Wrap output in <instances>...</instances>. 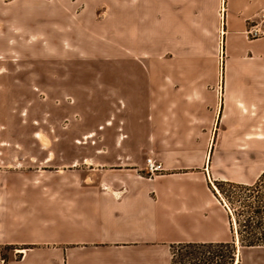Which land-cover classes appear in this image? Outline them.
Segmentation results:
<instances>
[{"label": "crops", "instance_id": "0c3cea01", "mask_svg": "<svg viewBox=\"0 0 264 264\" xmlns=\"http://www.w3.org/2000/svg\"><path fill=\"white\" fill-rule=\"evenodd\" d=\"M225 1L231 56L242 58L250 50L252 58H259L249 69L233 72L242 80L226 85L223 126L228 128L234 116L248 114L258 96L264 105V39L247 44L244 34L246 19L264 0ZM222 2L148 0V23H167L172 14L179 23L211 34ZM152 8L161 10L156 17ZM130 85L137 100L132 111L143 122L137 134L145 139L143 146L127 140L108 146L115 155L77 173L60 167L40 172L0 167V264H171L172 243L232 239L229 211L210 183L252 184L264 171V159L252 163V149L243 144L218 146L216 152L227 155L211 161L209 139L221 112L219 87L200 79ZM246 124L242 133L247 137ZM260 131L264 134V126ZM143 153L166 171L144 172ZM214 162L222 164L221 170H214Z\"/></svg>", "mask_w": 264, "mask_h": 264}, {"label": "rangeland", "instance_id": "374dc122", "mask_svg": "<svg viewBox=\"0 0 264 264\" xmlns=\"http://www.w3.org/2000/svg\"><path fill=\"white\" fill-rule=\"evenodd\" d=\"M147 5L148 0H0V167L77 173L115 155L108 146L124 140L143 146L145 139L137 135L143 122L132 111L137 100L129 88L142 80L215 82L221 112L209 139L211 161L227 155L217 153L218 146L243 144L252 149V163L264 159V138L242 133L245 123L252 134L264 126L259 96L245 117L234 116L223 126L226 85L242 80L233 72L259 62L250 50L242 58L231 56L226 1L211 34L172 14L167 23L149 24ZM150 11L156 17L161 10ZM259 12L246 19L247 44L264 39L245 33ZM221 165L214 162V170ZM256 199L241 196L244 207L229 198L219 201L231 213L233 206L244 210L252 222ZM238 252L240 264H264V246Z\"/></svg>", "mask_w": 264, "mask_h": 264}, {"label": "trees", "instance_id": "16d2710c", "mask_svg": "<svg viewBox=\"0 0 264 264\" xmlns=\"http://www.w3.org/2000/svg\"><path fill=\"white\" fill-rule=\"evenodd\" d=\"M210 187L220 201H224V198L231 199L233 204L240 201V207L245 205L241 196L246 193L256 196V204L251 214L252 222L245 218L244 210L233 206V212H229L232 231L230 241L172 243L171 264H240L239 249L264 246V171L253 184L218 179L215 180V186L210 183ZM233 193H237L240 198H234Z\"/></svg>", "mask_w": 264, "mask_h": 264}, {"label": "built area", "instance_id": "2783aa9c", "mask_svg": "<svg viewBox=\"0 0 264 264\" xmlns=\"http://www.w3.org/2000/svg\"><path fill=\"white\" fill-rule=\"evenodd\" d=\"M250 24L245 30L248 37L258 38L264 36V5L261 7L258 13L257 19L250 18ZM166 170L163 163L157 161L152 156L146 158L145 171L148 175L154 176L155 174L162 173Z\"/></svg>", "mask_w": 264, "mask_h": 264}, {"label": "bare ground", "instance_id": "6f19581e", "mask_svg": "<svg viewBox=\"0 0 264 264\" xmlns=\"http://www.w3.org/2000/svg\"><path fill=\"white\" fill-rule=\"evenodd\" d=\"M240 105L243 107V111L245 110L246 112L248 111L247 107L243 104V103H240ZM254 109V108H253ZM253 116H257V113L256 112H252ZM254 128V127H253ZM252 136H257V137H261V138H264V134L262 132H257L255 134H252V132L250 133L249 136L247 137H252ZM50 159V158H49Z\"/></svg>", "mask_w": 264, "mask_h": 264}]
</instances>
